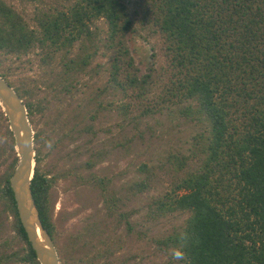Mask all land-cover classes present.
I'll list each match as a JSON object with an SVG mask.
<instances>
[{
    "label": "trees",
    "instance_id": "1",
    "mask_svg": "<svg viewBox=\"0 0 264 264\" xmlns=\"http://www.w3.org/2000/svg\"><path fill=\"white\" fill-rule=\"evenodd\" d=\"M70 1L64 7L38 9L31 24L13 5L0 0V52L19 55L37 48L43 63L58 58L67 72L79 74L97 54L95 21L103 19L107 28L99 42L112 52L110 87L134 93L144 102L142 115L154 110L151 103L158 109L181 104L180 113L205 125V131L194 136L201 146L200 163L188 168L189 154L170 153L166 160L174 171L185 172L176 176L169 190L147 203L151 220L186 214L180 226L155 239L165 255L163 264H264V0ZM133 2L131 12L129 3ZM134 34L144 41L163 39L161 50L168 67L155 77L153 68L137 73L127 44ZM76 42L78 50L71 55ZM1 75L22 97L34 122L40 109L32 100L34 88L14 86ZM155 90L158 93L153 96ZM0 117L6 119L1 107ZM6 132L11 155L0 174V218L4 213L12 217L15 237L0 243V264H40L17 214L10 185L17 155L8 125ZM43 141L38 129L31 189L42 224L57 243L52 193L57 178L68 173L63 169L52 172L42 152ZM92 156L96 161L89 158L83 163L90 169L103 155ZM139 170L146 175L131 183L134 193L149 189L154 174L146 163ZM79 171L73 167L81 184L102 189L107 213H115L118 221L123 218L131 230L128 213L120 210V199L108 191L109 178L94 172L83 177ZM118 250L110 246L104 251L113 255ZM57 251L61 252L59 247ZM93 260L79 257L78 263ZM68 263L64 258L62 264Z\"/></svg>",
    "mask_w": 264,
    "mask_h": 264
},
{
    "label": "rangeland",
    "instance_id": "2",
    "mask_svg": "<svg viewBox=\"0 0 264 264\" xmlns=\"http://www.w3.org/2000/svg\"><path fill=\"white\" fill-rule=\"evenodd\" d=\"M6 1L31 24L38 9L64 7L71 2ZM135 5V2L129 3L131 12ZM106 28L103 19L95 21L99 48L87 68L79 74L67 72L58 58L43 63L37 48L19 55L0 52V73L5 74L14 86L34 88L32 100L40 109L34 114V122L30 123L34 133L41 129L44 135L42 152L45 162L51 164L53 173L62 169L68 173L65 178H57L52 193L57 238L54 243L61 250L58 253L61 263L65 258L68 264H80L78 259L83 257L88 261L93 258L91 264L107 261L108 264H163L165 255L155 239L180 226L186 214L175 213L151 220L147 217V203L169 190L176 176L185 172L174 171L166 160L170 153L189 154L188 168L200 163L201 146L194 136L205 131V125L190 121L180 113L181 104H165L158 109L151 103L154 110L142 115L145 107L142 100L130 91L110 87L108 69L112 52L99 42L104 40ZM162 41L159 37L144 41L137 34L129 35L127 44L139 75L153 68L155 77L161 68L168 67L162 55ZM78 45L76 42L71 55L77 52ZM157 93L155 90L152 95ZM7 125L9 127L7 117H0V174L11 155ZM96 152L102 153V158L91 169L85 167L86 159L96 161L92 156ZM143 163L154 172L151 185L143 192L134 193L130 189L131 183L146 175L139 170ZM74 166L83 172V177L94 172L104 179L109 178L108 191L120 199V210L128 213L131 230L127 229L123 218L118 221L115 213L113 216L107 213V197L100 187L80 183L73 175ZM14 237L12 217L4 213L0 218V243ZM16 246L15 239L13 248ZM110 246L119 250L110 255L104 251Z\"/></svg>",
    "mask_w": 264,
    "mask_h": 264
},
{
    "label": "water",
    "instance_id": "3",
    "mask_svg": "<svg viewBox=\"0 0 264 264\" xmlns=\"http://www.w3.org/2000/svg\"><path fill=\"white\" fill-rule=\"evenodd\" d=\"M0 107L14 137L17 162L10 175L17 214L40 264H62L55 243L43 226L31 189L34 131L22 97L0 73Z\"/></svg>",
    "mask_w": 264,
    "mask_h": 264
},
{
    "label": "clouds",
    "instance_id": "4",
    "mask_svg": "<svg viewBox=\"0 0 264 264\" xmlns=\"http://www.w3.org/2000/svg\"><path fill=\"white\" fill-rule=\"evenodd\" d=\"M177 258H179V256L177 255Z\"/></svg>",
    "mask_w": 264,
    "mask_h": 264
}]
</instances>
